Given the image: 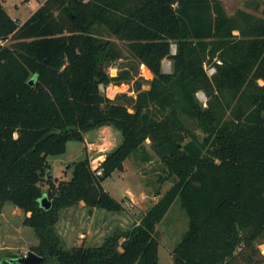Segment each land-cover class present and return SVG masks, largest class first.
Here are the masks:
<instances>
[{
    "label": "trees",
    "instance_id": "16d2710c",
    "mask_svg": "<svg viewBox=\"0 0 264 264\" xmlns=\"http://www.w3.org/2000/svg\"><path fill=\"white\" fill-rule=\"evenodd\" d=\"M232 20L221 0H45L20 23L0 1V38L9 41L0 45V218L6 201L21 208L41 264L51 256L59 264H158L157 224L176 196L190 225L172 250L174 264H264V38L244 31L237 38ZM101 31L125 41L133 61L115 75L108 71L118 58L114 42ZM207 56L218 59L212 80ZM165 57L171 72L163 71ZM140 64L153 73L148 89L145 78L135 79ZM133 80L136 96L101 90ZM201 87L207 108L196 96ZM181 114L202 121L208 134L200 138ZM105 124L122 140L96 167L87 154L68 165L69 179L48 173V155ZM147 138L179 180L130 229L65 247L54 228L60 209L80 201L122 209L103 181ZM18 256L4 254L0 264H23Z\"/></svg>",
    "mask_w": 264,
    "mask_h": 264
},
{
    "label": "rangeland",
    "instance_id": "374dc122",
    "mask_svg": "<svg viewBox=\"0 0 264 264\" xmlns=\"http://www.w3.org/2000/svg\"><path fill=\"white\" fill-rule=\"evenodd\" d=\"M6 10L13 18L25 21L45 0H0ZM228 15L232 17V33L239 38L242 32H248L249 37L264 38V0H221ZM261 30L262 34L255 33ZM101 36L113 40L112 50L118 57L108 66L111 75L117 74L119 69L126 62H133L126 59L129 56L128 47L125 41L101 31ZM5 40L0 45L8 44ZM176 51V44H172V52ZM217 57L210 59L209 56L203 61V68L209 79L217 71L215 65ZM218 61V59H217ZM163 71L171 72L173 69L172 60L165 57L162 63ZM145 78L143 88L150 87L148 80L153 73L140 64L139 74L135 78ZM134 79V80H135ZM134 80L121 84L101 85V90L110 98H115L121 93L136 96ZM258 82L263 84L264 79L259 78ZM196 96L203 108L208 107L209 96L206 90L201 87ZM123 100V98H119ZM224 102L225 99L223 98ZM227 107L224 118L229 117V112L234 106L232 100ZM226 107V103H225ZM229 108V109H228ZM160 119L162 124L169 122V118ZM186 125L200 138L208 134L205 125L197 118H190L181 114ZM171 130L175 126L169 125ZM189 136H184L179 144L184 143ZM122 140L121 131L114 125L105 124L84 133V140H70L63 153L48 155L49 166L47 171L53 177L69 179L72 176V165L88 156L92 159L91 164L95 167L99 164L100 156L113 149ZM101 157V158H103ZM215 162L220 159L214 157ZM179 180L177 174L170 172L168 164L161 158L157 151L151 146V139L147 138L144 145L133 151L125 160L123 170H115L103 181L105 189L117 200L122 202L123 207L118 211H110L105 208L81 206L80 204L61 208L59 218L55 223V231L59 235L61 243L65 247L74 245H93L101 243L106 236L113 233H120L130 229L134 224L139 223L141 216L146 213L152 205L161 198ZM42 189L46 193L48 184L42 182ZM12 202L6 201L0 218V257L12 253L24 255L31 247L38 243V236L35 230L24 224V212L16 209ZM190 225L189 213L182 203L180 196H176L161 221L157 224L158 231V264H174L172 250L180 241L182 235ZM264 251V243L260 245ZM45 264H59L56 256L48 257Z\"/></svg>",
    "mask_w": 264,
    "mask_h": 264
},
{
    "label": "water",
    "instance_id": "95a60500",
    "mask_svg": "<svg viewBox=\"0 0 264 264\" xmlns=\"http://www.w3.org/2000/svg\"><path fill=\"white\" fill-rule=\"evenodd\" d=\"M40 203L46 209L52 206V201L47 194H43L40 198ZM13 260H17L23 264H41L43 256L37 254L33 250H29L26 254L20 255Z\"/></svg>",
    "mask_w": 264,
    "mask_h": 264
},
{
    "label": "crops",
    "instance_id": "0c3cea01",
    "mask_svg": "<svg viewBox=\"0 0 264 264\" xmlns=\"http://www.w3.org/2000/svg\"><path fill=\"white\" fill-rule=\"evenodd\" d=\"M9 14H10V13H9ZM10 15H11V14H10ZM11 16H12V15H11ZM17 20H18L20 23H22V21H20L19 19H17ZM101 157H103V155L99 157V159H101V160H102V159L105 157V155H104V157H103V158H101ZM90 160H91V162H92V159H90ZM78 204H80L81 206H84V207H86V206H85V202H84V201H80ZM3 207H4V206H3ZM16 209H17V210H19V211H21V208H20V207H18V206L16 207ZM2 210H3V209H2ZM2 213H3V212H2ZM2 213H1V214H2Z\"/></svg>",
    "mask_w": 264,
    "mask_h": 264
},
{
    "label": "built area",
    "instance_id": "2783aa9c",
    "mask_svg": "<svg viewBox=\"0 0 264 264\" xmlns=\"http://www.w3.org/2000/svg\"><path fill=\"white\" fill-rule=\"evenodd\" d=\"M29 2H30V0H28ZM5 40H3V39H1L0 38V43H3ZM99 163H100V161H99ZM96 167V166H95ZM100 172V171H99Z\"/></svg>",
    "mask_w": 264,
    "mask_h": 264
}]
</instances>
